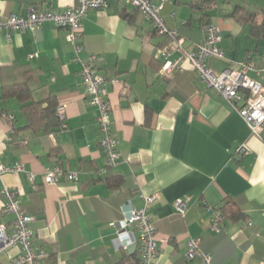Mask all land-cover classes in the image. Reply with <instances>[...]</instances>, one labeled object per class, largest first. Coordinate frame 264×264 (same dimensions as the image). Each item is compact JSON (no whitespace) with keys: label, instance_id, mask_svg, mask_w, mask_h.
<instances>
[{"label":"crops","instance_id":"crops-1","mask_svg":"<svg viewBox=\"0 0 264 264\" xmlns=\"http://www.w3.org/2000/svg\"><path fill=\"white\" fill-rule=\"evenodd\" d=\"M108 1L107 9L84 18L80 52L70 30L53 21L34 31L0 32V162L25 168L0 175V224L11 230L14 215L5 210L3 190L15 188L34 218V244L47 253L46 264H140V232L131 226L122 234L120 221L131 207L144 206V193L155 198L148 211L160 246L155 264H201L186 256L192 238L212 254V264H264V131L252 133L234 104L198 77L176 41L158 34L148 17L127 0ZM154 1L164 2L166 22L188 51L203 40V20H210L221 29L225 52L210 58V66L240 70L249 60V76L264 84V37H255L252 22L235 13L240 5L261 21L264 3L216 0L201 9L195 5L202 0ZM75 2L0 0V15L64 11ZM164 50L181 60V69L163 73ZM91 55L105 77L118 139L119 164L107 174L98 111L81 72ZM22 82L44 107L51 98L63 105V122L48 130L29 127L28 101L13 92ZM53 165L77 177L46 183L45 170ZM227 200L243 219L217 220ZM20 252L7 248L0 264Z\"/></svg>","mask_w":264,"mask_h":264},{"label":"built area","instance_id":"built-area-1","mask_svg":"<svg viewBox=\"0 0 264 264\" xmlns=\"http://www.w3.org/2000/svg\"><path fill=\"white\" fill-rule=\"evenodd\" d=\"M75 5L64 11L59 10H36L30 12L27 17L11 14L0 15V32L6 31L8 35L12 31H34L46 22L53 21L58 27H66L70 30V38L74 42L76 52L82 50L80 42L82 22L91 10L107 9L108 0H75ZM142 14L148 17L158 34L169 36L177 43L178 48L183 51L184 57L189 60L194 67L198 77L214 87L226 99L230 100L236 110L250 127L252 133L262 136L264 131V84L248 74V70L253 68V63L249 60L242 62L240 70L225 69L217 71L209 64L212 57H225V52L221 49L219 42L222 39L221 29L212 22L203 24L205 36L194 50L188 51L183 45V38L178 29L171 28L166 22L162 13L164 2L156 3L154 0H127ZM166 62L163 66V73L168 74L174 70L181 69V60L172 61L169 59V52L163 51ZM95 55L82 63V77L91 96L92 103L97 108L98 128L101 133L100 143L106 155V167L103 173L107 174L112 168L119 164L120 155L117 149L118 139L113 133L112 124L109 118L110 102L107 91L104 87L105 77L94 65ZM264 70V68H263ZM240 103V104H239ZM58 115L62 120L65 117V107H58ZM6 117L13 118L11 115ZM238 152L245 153L246 148L241 147ZM23 165H8L0 162V175L12 172L24 171ZM33 181L35 174L29 173ZM77 176L73 172H67L59 165H53L45 170L44 181L54 183L61 179L73 180ZM3 194L6 196L5 210L14 215L11 230L5 224H0V255L7 248L18 247L20 254L11 259L10 264H46L47 253L34 244V229L31 227L33 217L29 215L21 205L20 196L15 188L5 187ZM144 206L140 208L131 207L128 215L122 219L121 227L125 229L133 226L140 232L141 258L140 264H155L160 246L156 237V226L149 214V206L154 201V196L141 194ZM178 210L185 212L184 202L179 199L176 202ZM222 217L218 214L217 220ZM217 225V224H216ZM186 256L189 259H199L201 264H212L213 256L205 251L201 246L199 238H192L188 243Z\"/></svg>","mask_w":264,"mask_h":264},{"label":"trees","instance_id":"trees-1","mask_svg":"<svg viewBox=\"0 0 264 264\" xmlns=\"http://www.w3.org/2000/svg\"><path fill=\"white\" fill-rule=\"evenodd\" d=\"M216 0H202L195 6L206 9L214 5ZM236 14H240L239 20L252 22L251 30L255 37H264V12L262 14V20L256 19V14L247 11L243 6H236ZM206 17V16H205ZM204 23H210V20H203ZM13 92L20 96L23 102L28 101L23 107L28 119L29 127H38L39 125L44 126L47 130L53 129L59 125L63 120L58 116V104L54 98L48 101L47 106L41 105L39 102L32 100V90L27 82L18 83L13 88ZM62 120V121H61ZM222 216L228 217L231 220L243 219L245 214L241 208L237 206L232 200H227L222 206Z\"/></svg>","mask_w":264,"mask_h":264},{"label":"rangeland","instance_id":"rangeland-1","mask_svg":"<svg viewBox=\"0 0 264 264\" xmlns=\"http://www.w3.org/2000/svg\"><path fill=\"white\" fill-rule=\"evenodd\" d=\"M225 0H219V2H218V4H220V3H222V2H224ZM234 2L235 1H239L240 3H242V1L243 0H233ZM250 1V0H249ZM252 1V0H251ZM253 1H256V3H257V5H258V7H260L261 5H262V3H264V0H253ZM131 4V3H130ZM132 5V4H131ZM254 8V6H251V8ZM257 7V8H258Z\"/></svg>","mask_w":264,"mask_h":264}]
</instances>
